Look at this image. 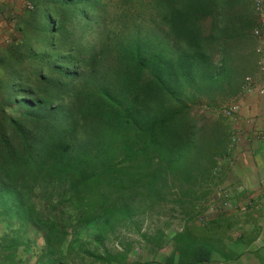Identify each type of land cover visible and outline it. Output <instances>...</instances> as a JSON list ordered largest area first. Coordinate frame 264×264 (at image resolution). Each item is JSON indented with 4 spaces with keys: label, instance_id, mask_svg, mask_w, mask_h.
Returning <instances> with one entry per match:
<instances>
[{
    "label": "trees",
    "instance_id": "trees-1",
    "mask_svg": "<svg viewBox=\"0 0 264 264\" xmlns=\"http://www.w3.org/2000/svg\"><path fill=\"white\" fill-rule=\"evenodd\" d=\"M23 2L0 44V264H137L124 235L160 251L145 215L169 192L192 211L228 156L226 118L195 109L241 90L251 3ZM171 242L164 264L212 250L187 230Z\"/></svg>",
    "mask_w": 264,
    "mask_h": 264
},
{
    "label": "crops",
    "instance_id": "crops-1",
    "mask_svg": "<svg viewBox=\"0 0 264 264\" xmlns=\"http://www.w3.org/2000/svg\"><path fill=\"white\" fill-rule=\"evenodd\" d=\"M256 62L249 76L252 89L243 92L240 121L230 134L236 140L218 165L217 196L226 195L231 210L207 226L212 245L206 261L197 264H264V72ZM234 139V138H233ZM215 187V188H216Z\"/></svg>",
    "mask_w": 264,
    "mask_h": 264
},
{
    "label": "rangeland",
    "instance_id": "rangeland-1",
    "mask_svg": "<svg viewBox=\"0 0 264 264\" xmlns=\"http://www.w3.org/2000/svg\"><path fill=\"white\" fill-rule=\"evenodd\" d=\"M23 3V0H0V7L4 10L0 12V44L9 41L14 36L11 26L5 21V16H8L9 14L16 15L22 9ZM249 9L253 19L250 29L248 31V34H246V37L238 40L236 45L237 52L235 63L238 70L242 71L240 85L244 78L251 74L252 67L256 62V41L251 34L252 29L256 26V19L251 4L249 6ZM229 20L230 19H228L227 23L228 33L231 32L233 27V24L229 22ZM146 25L147 24H145V26ZM233 102H239L241 107V104L243 102L242 90H239V92L234 96H229L226 101L221 103L217 108L207 110L204 107L199 106L195 109V112L199 115L200 119H205L206 121H215L222 117V115L220 114V109H222V107H224L225 105ZM222 123L223 125H225V122ZM226 124H228L231 132L232 130L234 131L236 125H233L227 119ZM228 139L230 140V142L232 140L234 142L236 140V137L232 136L229 131ZM221 162L223 161H219L218 165ZM217 179L218 175L216 174L214 182H216ZM215 187V185L211 187L207 185L203 188V190L199 192L198 197H200L198 198V200H196L192 211L188 207L181 206L175 201L172 202L173 199L177 198L175 193H167L164 200L160 201L155 209L148 213L149 215H145L146 221L144 222L142 228V232L145 231L151 235H154L157 227L163 229L165 233L164 247L160 251L153 253L135 233H126L124 237H126L127 242L131 244L133 249V252L130 254L129 261L131 262L134 260L137 264H164V262L166 261V257L171 253V245H173L171 242V238L173 234L182 230H187L192 234V236L195 237V239L206 240L210 235V231H207V226L210 224L219 223L217 220L220 217L226 219L229 216L228 214H232L230 213L231 210H225L218 216L203 215L205 213V205L208 202L213 200L219 202L220 195L217 196L216 190L220 186L216 188ZM199 217H202V220H200ZM39 241L40 240H38V243ZM116 243V240H112L108 242L107 245L109 248H111V250L117 249L118 251H120V248H117V246H115ZM30 260L33 261V257H30ZM87 263L91 264V260H88Z\"/></svg>",
    "mask_w": 264,
    "mask_h": 264
},
{
    "label": "built area",
    "instance_id": "built-area-1",
    "mask_svg": "<svg viewBox=\"0 0 264 264\" xmlns=\"http://www.w3.org/2000/svg\"><path fill=\"white\" fill-rule=\"evenodd\" d=\"M4 1V0H3ZM255 14L256 26L252 29V37L256 41L255 52L258 55L257 66L259 71L264 72V0H249ZM3 4V3H2ZM8 42V41H6ZM5 42V43H6ZM3 43V44H5ZM253 79L251 76H246L242 83V91H249L252 89ZM259 93H263V89L258 90ZM240 104L239 102H233L225 105L220 109V114L229 120L233 125H236L240 121ZM264 139V135L262 136ZM230 201L226 195H223L219 202L216 200L210 201L205 205V213L203 215L218 216L222 214L227 207H229ZM202 220V217H199Z\"/></svg>",
    "mask_w": 264,
    "mask_h": 264
}]
</instances>
